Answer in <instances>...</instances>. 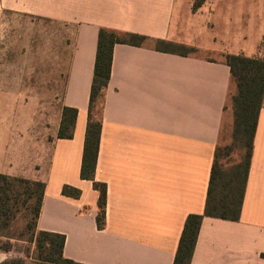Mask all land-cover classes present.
Here are the masks:
<instances>
[{
  "label": "crops",
  "instance_id": "1",
  "mask_svg": "<svg viewBox=\"0 0 264 264\" xmlns=\"http://www.w3.org/2000/svg\"><path fill=\"white\" fill-rule=\"evenodd\" d=\"M254 1L206 0L193 12L184 0L181 19L213 11L227 18L216 29L207 17L187 29L173 22L178 0H0L1 33L15 14L73 27L53 120L20 116L17 100L0 116V173L44 183L36 228L65 236L64 257L83 264L173 263L186 216L204 210L215 148L225 133L231 137L234 84L224 57L256 55L264 38ZM253 16L257 23L250 25ZM100 28L146 37L112 50L94 169V180L106 186L102 228L99 191L80 176ZM154 39L201 41L216 56L160 51ZM63 106L77 110L71 138L57 137ZM64 185L79 196L62 194ZM190 264H264V96L239 218L204 216Z\"/></svg>",
  "mask_w": 264,
  "mask_h": 264
},
{
  "label": "trees",
  "instance_id": "2",
  "mask_svg": "<svg viewBox=\"0 0 264 264\" xmlns=\"http://www.w3.org/2000/svg\"><path fill=\"white\" fill-rule=\"evenodd\" d=\"M195 1L192 9L200 6ZM146 37L134 33H118L100 28L97 35L96 53L87 109V122L83 142L80 176L93 182L99 191L96 215L98 228L105 222L106 186L94 180L98 154V142L102 126L101 111L104 91L110 77L112 50L115 43L141 45ZM264 38L253 56L226 54L225 62L230 69L234 92L229 100L233 114L231 141L217 145L213 155L209 183L202 213L186 216L172 264H190L200 224L204 216L238 220L248 174L254 131L264 96V54L260 52ZM157 50L187 55L190 47L163 39H154ZM77 110L63 106L57 131L59 138H71ZM233 150L239 151V160L225 166L224 159ZM44 183L19 176L0 173V251L8 252L11 239H23L34 244V264H83L63 256L65 236L61 233L38 230ZM62 194L78 197L80 191L64 185ZM22 222L19 233L17 223ZM0 264H24L21 258H5Z\"/></svg>",
  "mask_w": 264,
  "mask_h": 264
},
{
  "label": "rangeland",
  "instance_id": "3",
  "mask_svg": "<svg viewBox=\"0 0 264 264\" xmlns=\"http://www.w3.org/2000/svg\"><path fill=\"white\" fill-rule=\"evenodd\" d=\"M195 1L199 0H190L191 7ZM205 2L206 0H202L201 5L192 11H197ZM253 7L258 8L257 25L260 34L264 30V0H255ZM183 8L184 0H178L173 22L181 23L182 21L187 29L189 25L195 28L206 17L212 19L209 25L215 29L220 27L222 19H227L222 18L224 15L220 14L221 20L216 19L217 11H213L209 16L201 13V15L196 14L188 19H181L180 13ZM8 19L10 21V18ZM11 19V22L3 27L2 33L0 32L4 35L0 38V67L4 68L0 70V116L8 113L10 105L14 106L17 100L20 116L33 113L41 118L44 115L47 121L53 120L58 111V98L63 90L71 49L69 36L73 32V27L20 14L12 15ZM251 21L250 25L257 23L254 16ZM200 42L188 45L191 50L190 54L204 57L216 56L215 53L204 49L203 43ZM260 52L264 54V44ZM10 66H17L18 73L5 70V67ZM40 124L42 128V123ZM230 141V132H228L224 134L220 144L225 145ZM239 154L238 150H233L223 160L224 163L226 162L224 165L228 166L239 160ZM21 225L22 222H19L13 227L16 234L19 233ZM10 244L11 248L7 253L2 254L3 252L0 251V258H21L24 264L35 263L33 262L35 252L32 242L13 238Z\"/></svg>",
  "mask_w": 264,
  "mask_h": 264
}]
</instances>
